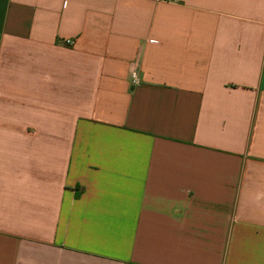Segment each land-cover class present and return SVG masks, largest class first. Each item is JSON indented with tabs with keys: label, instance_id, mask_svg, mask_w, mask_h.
I'll list each match as a JSON object with an SVG mask.
<instances>
[{
	"label": "crops",
	"instance_id": "0c3cea01",
	"mask_svg": "<svg viewBox=\"0 0 264 264\" xmlns=\"http://www.w3.org/2000/svg\"><path fill=\"white\" fill-rule=\"evenodd\" d=\"M0 264H264V0H0Z\"/></svg>",
	"mask_w": 264,
	"mask_h": 264
},
{
	"label": "built area",
	"instance_id": "2783aa9c",
	"mask_svg": "<svg viewBox=\"0 0 264 264\" xmlns=\"http://www.w3.org/2000/svg\"><path fill=\"white\" fill-rule=\"evenodd\" d=\"M132 79H133V82H134V84H136V83H137V81H136V79H135V76H134V75L132 76Z\"/></svg>",
	"mask_w": 264,
	"mask_h": 264
}]
</instances>
